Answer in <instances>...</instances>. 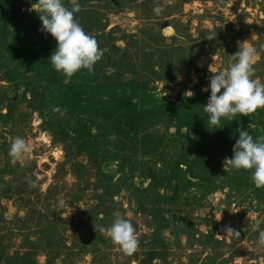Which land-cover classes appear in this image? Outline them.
Returning <instances> with one entry per match:
<instances>
[{
  "label": "rangeland",
  "instance_id": "374dc122",
  "mask_svg": "<svg viewBox=\"0 0 264 264\" xmlns=\"http://www.w3.org/2000/svg\"><path fill=\"white\" fill-rule=\"evenodd\" d=\"M35 2L0 0V10L26 55L51 68L56 42L30 11ZM77 2L76 19L103 50L84 75L100 85L132 79L143 88L139 100L147 108L135 138L117 139L135 158L119 171L99 150L112 136L95 148L73 137L52 118L51 105L40 106L43 89L10 80L0 63V264H264L253 230L257 223L264 230V189L248 171L224 170L239 132L222 152L172 147L169 138L179 123L175 107L203 110L210 77L228 67L239 43L260 51L254 78L264 82V0ZM211 32L215 39H205ZM248 119L250 127L264 124V109ZM16 136L28 142L26 166L10 163ZM178 156L195 164L206 188L187 171L190 183L170 178L164 169ZM116 215L136 227L140 243L132 256L98 230ZM229 227L240 236L225 233Z\"/></svg>",
  "mask_w": 264,
  "mask_h": 264
},
{
  "label": "trees",
  "instance_id": "16d2710c",
  "mask_svg": "<svg viewBox=\"0 0 264 264\" xmlns=\"http://www.w3.org/2000/svg\"><path fill=\"white\" fill-rule=\"evenodd\" d=\"M18 43L13 23L0 10V63L5 67L7 77L12 81L30 82L35 88H42L40 106L51 105L55 122L61 127L65 125V129L73 137L86 141L92 148L99 147L100 141L112 136L108 145L99 149L100 152L114 160L119 171L124 166L131 165L135 156L123 152L117 144V139L133 140L137 127L144 120V108L147 107L145 102L139 100L143 91L140 83L128 79L117 80L115 84L100 85L95 82L93 75L86 77L83 70L65 85L61 74L48 68L47 63H42L39 57L30 58L24 52L25 46ZM175 109L179 123L176 125V131L169 136L172 147L180 143L222 152L229 138L234 136L238 129L244 130L245 127L249 133L258 129L261 136H264V124L256 123L250 127L251 120L248 117L237 116L232 121L222 119L221 128L211 129L207 127V114L200 107L182 104L177 105ZM8 110L11 108L8 107ZM61 111L63 113H60ZM181 127L185 128L184 132ZM194 169V163H188L183 156H178L176 159L170 157L164 170L170 172V178L190 183V177L185 176L187 171L191 176L199 178L192 183L204 185Z\"/></svg>",
  "mask_w": 264,
  "mask_h": 264
},
{
  "label": "clouds",
  "instance_id": "9594fccd",
  "mask_svg": "<svg viewBox=\"0 0 264 264\" xmlns=\"http://www.w3.org/2000/svg\"><path fill=\"white\" fill-rule=\"evenodd\" d=\"M30 11L38 14L41 30L50 34L56 42L49 61L51 68L64 77L65 85L80 71L93 73L95 64L103 57V50L95 36L87 33L76 19L75 14L80 11L77 0H71L70 8L63 0H36L31 4ZM154 11L158 12L159 9ZM215 37L216 33L211 32L205 39ZM260 57L261 53L254 45L239 43L228 67L210 77V95L203 107L208 117V128L219 129L222 119L232 121L237 116L248 117L264 109V82L258 77L254 78V65ZM187 93L189 97L193 95L191 91ZM238 132L239 138L233 145L232 156L224 160V170L248 171L255 188L264 189V136L254 139L246 129H238ZM29 153L25 138H12L7 153L10 163L26 166ZM98 230L126 256H132L139 249L136 227L130 219L116 215L109 226H99ZM253 230L259 233L255 247L264 252V230L259 228L258 223ZM225 233L240 236L230 227Z\"/></svg>",
  "mask_w": 264,
  "mask_h": 264
},
{
  "label": "bare ground",
  "instance_id": "6f19581e",
  "mask_svg": "<svg viewBox=\"0 0 264 264\" xmlns=\"http://www.w3.org/2000/svg\"><path fill=\"white\" fill-rule=\"evenodd\" d=\"M169 31H170V29H169Z\"/></svg>",
  "mask_w": 264,
  "mask_h": 264
}]
</instances>
